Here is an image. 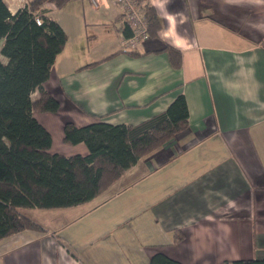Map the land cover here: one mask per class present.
<instances>
[{
	"label": "crops",
	"instance_id": "0c3cea01",
	"mask_svg": "<svg viewBox=\"0 0 264 264\" xmlns=\"http://www.w3.org/2000/svg\"><path fill=\"white\" fill-rule=\"evenodd\" d=\"M82 4L43 83L56 112H34L52 137L50 152L86 155L66 144L64 124L103 116L136 124L183 94L188 125L141 157L98 197L58 209L22 212L42 226L0 239V264H148L163 253L182 264H223L264 257V0H168L183 48L155 37L121 45L120 7ZM14 14L19 0H5ZM54 8V7H53ZM64 21V22H63ZM3 39H0V46ZM168 44L181 53L173 67ZM104 61L84 68L87 64ZM37 96L34 91L32 97ZM175 230L183 239L174 243Z\"/></svg>",
	"mask_w": 264,
	"mask_h": 264
},
{
	"label": "trees",
	"instance_id": "16d2710c",
	"mask_svg": "<svg viewBox=\"0 0 264 264\" xmlns=\"http://www.w3.org/2000/svg\"><path fill=\"white\" fill-rule=\"evenodd\" d=\"M69 0H31L11 14L0 0V239L42 226L23 209H58L84 204L102 194L138 159L159 148L188 125V108L178 94L165 110L136 124H110L103 116L84 126L64 124L66 144L83 142L86 155L50 152L52 137L34 112H56L59 101L43 87L67 34L49 15L47 5L62 7ZM148 22L149 38L158 35L162 21L147 0H139ZM40 18V24L35 17ZM125 36L129 31L123 27ZM173 67L181 63L178 49L166 44ZM132 56L141 54L123 50ZM107 58L84 68L99 64ZM34 91L37 96L32 97ZM175 230L173 242L183 239ZM148 264H182L155 253ZM223 264H264L259 259Z\"/></svg>",
	"mask_w": 264,
	"mask_h": 264
},
{
	"label": "built area",
	"instance_id": "2783aa9c",
	"mask_svg": "<svg viewBox=\"0 0 264 264\" xmlns=\"http://www.w3.org/2000/svg\"><path fill=\"white\" fill-rule=\"evenodd\" d=\"M31 0H19L20 8L29 7ZM95 9L100 7L99 0H87ZM121 9L124 28L129 31L128 36H123L121 45L126 50H133L149 39L148 22L139 0H112ZM40 24V18L35 17Z\"/></svg>",
	"mask_w": 264,
	"mask_h": 264
},
{
	"label": "clouds",
	"instance_id": "9594fccd",
	"mask_svg": "<svg viewBox=\"0 0 264 264\" xmlns=\"http://www.w3.org/2000/svg\"><path fill=\"white\" fill-rule=\"evenodd\" d=\"M151 3L154 7L163 12V18L167 21V25L161 33V39L170 41L174 47H185L187 44V37L181 35L180 32L177 31V16L180 15L182 17L180 20L181 23L186 17H184L182 13H170L166 9L168 0H151Z\"/></svg>",
	"mask_w": 264,
	"mask_h": 264
},
{
	"label": "rangeland",
	"instance_id": "374dc122",
	"mask_svg": "<svg viewBox=\"0 0 264 264\" xmlns=\"http://www.w3.org/2000/svg\"><path fill=\"white\" fill-rule=\"evenodd\" d=\"M83 3L85 5L89 4L93 7L87 0H69L60 8H53L52 5L49 6L52 10H55L52 15L60 18L61 20H65L67 22L65 23L63 21L65 26L70 29V26L68 25H71L73 17L79 16L80 19L83 17L82 8L79 7Z\"/></svg>",
	"mask_w": 264,
	"mask_h": 264
}]
</instances>
